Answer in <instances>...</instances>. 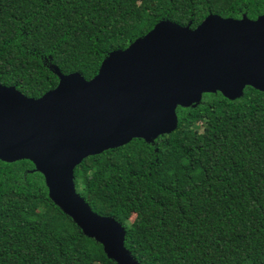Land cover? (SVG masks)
Returning <instances> with one entry per match:
<instances>
[{
    "label": "trees",
    "instance_id": "trees-1",
    "mask_svg": "<svg viewBox=\"0 0 264 264\" xmlns=\"http://www.w3.org/2000/svg\"><path fill=\"white\" fill-rule=\"evenodd\" d=\"M209 15L256 20L264 0H0V85L39 99L59 75L92 80L161 21ZM176 113L173 133L84 159L77 193L122 225L130 264H264V93L204 94ZM0 264L117 263L20 160L0 161Z\"/></svg>",
    "mask_w": 264,
    "mask_h": 264
},
{
    "label": "water",
    "instance_id": "water-1",
    "mask_svg": "<svg viewBox=\"0 0 264 264\" xmlns=\"http://www.w3.org/2000/svg\"><path fill=\"white\" fill-rule=\"evenodd\" d=\"M250 87L264 93V15L256 20L209 15L195 29L161 21L98 74L59 75L39 99L0 85V161H30L48 197L106 257L130 264L120 223L94 213L77 193L74 170L94 155L173 133L178 107L204 94L228 100Z\"/></svg>",
    "mask_w": 264,
    "mask_h": 264
},
{
    "label": "rangeland",
    "instance_id": "rangeland-1",
    "mask_svg": "<svg viewBox=\"0 0 264 264\" xmlns=\"http://www.w3.org/2000/svg\"><path fill=\"white\" fill-rule=\"evenodd\" d=\"M133 219H134V216H132V217L130 218V222H132V221H133Z\"/></svg>",
    "mask_w": 264,
    "mask_h": 264
}]
</instances>
